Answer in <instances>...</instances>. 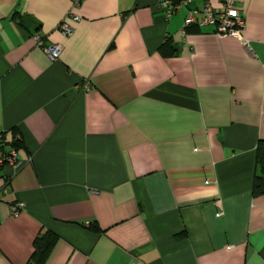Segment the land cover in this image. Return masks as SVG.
Masks as SVG:
<instances>
[{
  "label": "crops",
  "instance_id": "obj_1",
  "mask_svg": "<svg viewBox=\"0 0 264 264\" xmlns=\"http://www.w3.org/2000/svg\"><path fill=\"white\" fill-rule=\"evenodd\" d=\"M156 1L0 0V132L22 163L0 173V264H32L43 231L42 264H264V0L233 2L246 43L182 33L205 0Z\"/></svg>",
  "mask_w": 264,
  "mask_h": 264
},
{
  "label": "built area",
  "instance_id": "obj_2",
  "mask_svg": "<svg viewBox=\"0 0 264 264\" xmlns=\"http://www.w3.org/2000/svg\"><path fill=\"white\" fill-rule=\"evenodd\" d=\"M82 0H72L73 8L78 6ZM188 0H157L156 6L164 13L165 17H170L184 7ZM221 5L219 9H215L208 0H205L202 6L189 8L184 18L182 33L189 26L195 25L198 27L211 25L214 33L219 36L231 35L241 39L243 43L246 40L242 37L241 31L244 27L243 17L238 10L233 6L234 0H219ZM77 15H72L73 20H77ZM62 34H69L71 27L68 23L62 20L59 24ZM36 43L42 47L44 53L51 60H54L59 54L61 46L57 43L43 44L41 37L34 32L32 34ZM22 166L18 158L17 149L6 140L4 133L0 132V172L5 185L9 183L11 177L6 173V169H10L11 173L17 174ZM7 186L2 188V194H7ZM23 209V204L19 202L9 204V213L12 216H17Z\"/></svg>",
  "mask_w": 264,
  "mask_h": 264
},
{
  "label": "trees",
  "instance_id": "obj_3",
  "mask_svg": "<svg viewBox=\"0 0 264 264\" xmlns=\"http://www.w3.org/2000/svg\"><path fill=\"white\" fill-rule=\"evenodd\" d=\"M165 55L173 54L177 49H174L169 40L160 46L159 50ZM168 49V50H166ZM2 133V132H1ZM9 143L18 149L19 142L12 139ZM1 173V172H0ZM252 194L254 196L264 195V139H259L255 147V173L252 184ZM55 238L49 231H43L38 237L35 238L33 243V253L31 255L32 264H42L53 246Z\"/></svg>",
  "mask_w": 264,
  "mask_h": 264
}]
</instances>
